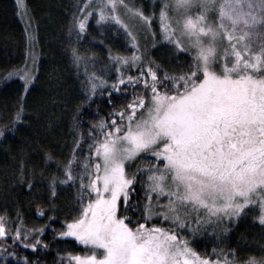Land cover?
Returning a JSON list of instances; mask_svg holds the SVG:
<instances>
[{"label": "snow or ice", "instance_id": "snow-or-ice-1", "mask_svg": "<svg viewBox=\"0 0 264 264\" xmlns=\"http://www.w3.org/2000/svg\"><path fill=\"white\" fill-rule=\"evenodd\" d=\"M93 18L121 33L125 47L106 46L107 62L99 65L95 53L70 48L85 77L83 103L99 95L110 108L106 116L97 110L86 130L77 108L68 159L57 162L63 178L48 181L52 197L58 185L76 189L77 211L60 230L51 223L29 228L19 210L0 214V264H12L9 257L31 264L9 248H47V227L53 239L74 238L86 249L60 254V264H264V252L243 261L235 249L202 255L184 235L207 227L227 232L226 224L252 211L264 227V0H162L158 12L147 13L134 0H75L70 36L79 42ZM27 35L24 62L4 75L19 78L22 92L0 137L23 120L22 101L35 79L34 38ZM149 39L166 49L168 67L150 54ZM113 95L125 102L118 106ZM137 186L139 207L129 202ZM130 207L138 218L127 215Z\"/></svg>", "mask_w": 264, "mask_h": 264}, {"label": "trees", "instance_id": "trees-1", "mask_svg": "<svg viewBox=\"0 0 264 264\" xmlns=\"http://www.w3.org/2000/svg\"><path fill=\"white\" fill-rule=\"evenodd\" d=\"M25 1L36 31L38 62L35 79L22 101L23 120L16 123L15 130L9 126L5 135L0 137V214L15 217L19 210L29 228L51 223L60 230L61 222L77 211L78 206H74L76 189L58 185L56 196L52 197L48 181L53 174L63 178L57 162L68 159L77 108L80 109L81 127L85 130L89 121L99 119L97 110L103 116L110 111L108 100L99 95L89 104L83 103L86 96L83 88L85 77L83 71H78L74 65L70 48L77 47L82 54L95 53L99 65L107 62L106 46H111L114 51H123L125 41L121 33L110 30V26H98L93 18L88 23L87 32L77 42L75 35L69 34L70 14L75 0ZM161 2L134 0L146 13L158 12ZM153 29L159 37L155 22ZM28 49V35L16 1L0 0V125L13 119L22 92L19 78L6 80L4 75L11 67L24 62ZM149 50L156 60L169 66V55L164 47L158 44ZM177 59L185 60L186 57ZM132 74L135 75V72ZM106 78L112 79L113 76L109 74ZM113 101L118 106L125 102L118 95H113ZM21 162L24 164L23 180L20 176ZM29 179L33 182L31 189L27 187ZM142 198V189L137 186L129 202L139 207ZM38 207L44 209L43 216L37 212ZM127 215L136 219L140 213L130 207ZM255 215L258 212L252 211L236 222L226 224L228 231L224 233L202 229L197 237L191 239L194 249L202 255L211 254L214 248L235 249L240 261L250 255L260 256L264 252V227L253 219ZM49 216L52 217L51 222ZM53 237L52 228L47 227L42 235L47 248L33 250L20 246L15 249L10 247L9 251H16L18 257H28L31 264H60V254L83 252L85 249L74 238ZM9 260L12 264H23V260L17 257H9Z\"/></svg>", "mask_w": 264, "mask_h": 264}, {"label": "rangeland", "instance_id": "rangeland-1", "mask_svg": "<svg viewBox=\"0 0 264 264\" xmlns=\"http://www.w3.org/2000/svg\"><path fill=\"white\" fill-rule=\"evenodd\" d=\"M17 5H20L18 6L19 8V16L25 26V29H26V32L27 34L28 33H31L32 37L34 38L32 41H31V44H32V51H34L35 55H36V58H37V62H38V53H37V50H36V31H35V27H34V23H33V20H32V17L30 15V12L27 8V5H26V1L25 0H15ZM126 19V22H128L130 25H138V21L135 20V19H129V18H125ZM26 20H30V23L26 25ZM154 30V29H153ZM141 36H143V32H141ZM156 40L158 42H160V36H156ZM29 41V40H28ZM145 44H147L149 46V49L152 48V41L151 39L147 40V41H143ZM31 61H29L30 63ZM36 68H37V65H36ZM35 74H36V71H35ZM136 164L133 163L132 167L135 168ZM157 211H159V209H157ZM155 223H159V221H153ZM236 222V221H235ZM207 228H210L212 229L211 227H207ZM207 228H204V229H207ZM199 233H197L195 236H192L190 233L188 232H185L184 235L188 236L189 239L191 240L193 237H197ZM191 246L193 247V244H191ZM194 248V247H193ZM84 251H86V249H84ZM197 251V250H196ZM198 252V251H197Z\"/></svg>", "mask_w": 264, "mask_h": 264}]
</instances>
